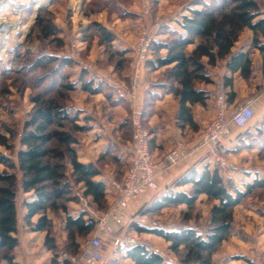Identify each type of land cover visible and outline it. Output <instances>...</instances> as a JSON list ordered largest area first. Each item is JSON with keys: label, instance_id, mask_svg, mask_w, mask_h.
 Masks as SVG:
<instances>
[{"label": "rangeland", "instance_id": "1", "mask_svg": "<svg viewBox=\"0 0 264 264\" xmlns=\"http://www.w3.org/2000/svg\"><path fill=\"white\" fill-rule=\"evenodd\" d=\"M257 1L261 7L264 6V0ZM192 2L193 0H7L0 7V16L14 25L8 34L0 32V136L6 138L10 149L0 144V153L16 162L24 123L36 106L32 98L50 91L48 96L75 114V124L83 127L72 131L77 138V143L73 146L78 161L90 159L99 168L102 176L100 179L104 178L109 186H112L113 180L120 181L130 161L131 119L134 114L139 115L142 125L150 133H154L157 129L156 122H150L157 113V100L164 95L156 87L158 82L165 81L167 74V67L156 72L146 71V60H139L134 49L140 32L147 29L153 40L168 39L169 35L161 34V30H165V26L180 30L178 21L182 19V15H190L189 7L197 8L190 5ZM45 23L53 25L57 33L45 38L41 33V25ZM96 24L114 34L115 39L110 44L101 43ZM164 53L165 51L160 52ZM139 63L144 66L141 77L137 75L135 67ZM86 81L92 87L99 86V92L90 93L81 89V82ZM115 81L121 85L120 93L114 86ZM61 82L73 83L74 89H63ZM138 86H146L140 102H136ZM256 87L261 93L264 91L262 85ZM251 99L228 103V115L237 107L252 104ZM208 104L201 113L204 122L194 149L203 147L205 157L211 159L203 165H208L211 169L217 168L223 178L232 180L243 189L245 182H252L253 178L264 175V151L261 149L263 139L257 136L254 128L259 113L255 112L253 119L245 127L230 125L231 135L225 143L216 147L213 154L203 144L202 137L206 126L216 116L214 96ZM244 131L250 136L243 135ZM152 135L150 145L151 140L157 137L156 134ZM193 137L187 133L182 134L172 142L170 149L177 143L191 142ZM219 156L227 162L223 167L219 165ZM203 165H199L197 169L200 170ZM4 169L0 164V171ZM66 173L71 186L69 196L73 199L64 202L66 212H47L51 220V234L57 243L55 253L42 246L41 237L45 233L37 231L32 233L31 246L26 249L33 250L32 256L39 263L26 258L17 261L11 251L16 264H63L64 261L66 264H73L67 257L77 255L79 248L75 254L68 246L66 215L75 216L79 212H85L96 220L107 213L110 204L116 199L106 200L103 208L92 203L88 207L84 206L77 197L78 193L83 194L82 186L73 182L68 162ZM98 178L94 177V180ZM184 188L188 187L179 189ZM149 192L142 194L141 197L146 199L139 207H128L131 216L137 220L133 221L134 226L127 231L138 240L136 245H144L174 264H184L181 260L185 256V249L180 247L178 251H173L169 247L170 243L154 231L171 232L192 228L197 234L204 236L210 225V208L216 201L200 195L192 209L186 205H178L154 210L153 202L163 193L157 190ZM35 220L36 217L32 221ZM136 225L146 228V231H137ZM96 229L97 225L91 232L75 236L79 247L97 232ZM24 231L30 232L31 229L23 221L18 232ZM104 245L110 256L109 264H131L124 253L113 250L108 239L104 241ZM211 259L212 264H264V189L255 190L233 209L232 233L219 245Z\"/></svg>", "mask_w": 264, "mask_h": 264}, {"label": "trees", "instance_id": "2", "mask_svg": "<svg viewBox=\"0 0 264 264\" xmlns=\"http://www.w3.org/2000/svg\"><path fill=\"white\" fill-rule=\"evenodd\" d=\"M190 5L197 8L189 7L190 15H182L178 21L180 30L165 26L160 33H167L169 38L151 40L145 67L151 71L167 67L165 81L158 82L156 88L163 94H172L177 100V126L196 129L192 107L195 104L205 105L212 95L198 87L201 83H213L208 67L224 61L227 73L222 79L225 89L232 86L234 73L243 78L253 74L250 51H232L244 29L252 32L251 47L262 53L261 72L264 78V43L261 40L264 39V12L257 0H193ZM96 26L101 43L110 44L115 39L112 32L98 24ZM41 33L48 38L55 35L57 29L45 23L41 25ZM161 51L165 53L160 54ZM60 85L66 90L74 89L73 83L61 82ZM80 85L81 89L90 93H98L100 89L99 86L92 87L87 81ZM49 93L47 91L32 98L36 106L24 123L16 162L0 153V164L5 167L0 171V264H16L11 251L19 243L16 236V202L22 193L29 194V198L22 201L24 222L31 231L44 232L43 246L55 253L57 243L51 234V220L47 212H66L64 202L73 199L69 196L71 186L67 180L66 162L71 166L73 182L81 184L82 195L88 203L99 208L106 203L105 183L94 180L100 174L99 168L91 162L78 161L73 146L77 138L72 131L83 127L76 125L77 116L49 97ZM226 94L230 103L234 93L226 91ZM254 128L257 136L263 139L261 149L264 151V113L257 119ZM242 134L250 136L246 131ZM0 144L10 149L4 136H0ZM149 147L151 150L150 143ZM182 187L188 188L179 189ZM257 189H264V175L245 182L242 189L232 180L223 178L215 167L211 169L204 165L200 170L190 167L153 202V209L178 205L192 209L198 196L204 194L216 201L210 208L207 231L204 236L192 228L171 232L155 230L154 233L169 242L173 251H178L180 247L185 249L182 263L212 264V255L232 233L233 209ZM34 217L36 220L33 222ZM96 225L97 221L85 212L66 215L65 230L73 253L76 254L79 248L75 236L91 232ZM136 230L144 232L146 228L136 225ZM124 254L131 264H174L144 245L131 246Z\"/></svg>", "mask_w": 264, "mask_h": 264}, {"label": "built area", "instance_id": "3", "mask_svg": "<svg viewBox=\"0 0 264 264\" xmlns=\"http://www.w3.org/2000/svg\"><path fill=\"white\" fill-rule=\"evenodd\" d=\"M3 2L4 0H0V5ZM9 24L12 25L9 26ZM13 25L12 22L6 21L4 16H0V32L4 35L11 32L10 28ZM151 40L148 30L142 29L134 48L139 60L147 59ZM218 84L214 94L216 116L206 126L202 137L203 144L213 154L216 147L231 135L230 125L238 128L245 127L255 114L254 107L248 103L237 107L228 115L226 89L223 81H219ZM114 86L120 93L122 89L120 83L115 81ZM260 97L264 100V91ZM131 126L132 145L129 164L122 179L113 180L111 184L117 193L116 199L110 204L105 215L96 218L97 232L80 245L77 255L67 257L73 264H109L110 256L105 251L104 245L107 239L113 250L119 253H124L128 248L136 245L138 240L127 231L133 221L137 220L129 213V204L138 196L157 190V176L176 164L186 154L185 144L177 143L161 158L155 159L149 147L151 133L142 125L139 115L134 114ZM217 158L220 167L227 164L221 156ZM77 197L84 206L88 207L86 197L79 193Z\"/></svg>", "mask_w": 264, "mask_h": 264}, {"label": "crops", "instance_id": "4", "mask_svg": "<svg viewBox=\"0 0 264 264\" xmlns=\"http://www.w3.org/2000/svg\"><path fill=\"white\" fill-rule=\"evenodd\" d=\"M4 3H7V0H4L3 4L0 5L2 7ZM264 12V6L261 7ZM252 32L249 29H244L241 33L239 40L235 43L232 51L237 52L240 50H249L250 58L252 60L253 74L248 78L241 77L238 73L233 74V84L231 87H228L226 91L233 92L231 104H235L238 102L249 101L251 98L252 105L255 109L256 113H259V117L264 113V100L260 97L261 90L257 89V85H262L264 87V78L261 72V62H262V53L257 49L251 47L252 41ZM264 43V39H261ZM137 68V75H141L144 72V66L140 63L135 66ZM147 71V68H145ZM209 72L211 74V78L213 83L211 84H198V87L201 89H205L212 93L211 97L207 99L205 105L195 104L192 107L193 110V118L197 123V128L193 129L189 126L185 128H179L176 124V114L178 111V103L172 94H164L157 100L156 109L157 113L154 115L153 120L150 123L156 122L157 129L151 132L152 134H156L157 137L151 140V152L155 159H159L162 155L170 149V146L173 141L178 140L182 134L187 133L189 136H194L191 142H184L186 149L188 150L186 154L174 165L170 166L166 171L160 173L156 178L157 183V191L160 193H164L167 189H169L175 180L182 175L187 169L190 167L198 168L199 165H203L207 161L211 160L210 158H206L205 149L202 147H197L194 149V143L198 141L197 135L200 133L202 129V116L201 113L204 107L209 105L208 103L211 101V98L214 96V91L216 90V84L220 81H223V75L227 73L224 61L221 60L217 62V64L213 67H208ZM156 72V71H153ZM260 88V87H259ZM143 89H146V86L142 88V86H138L137 94H136V102H140L141 98H143ZM140 100V101H139ZM151 134V136H153ZM232 137V136H231ZM234 137V136H233ZM180 141V140H179ZM225 140L223 143H225ZM181 142V141H180ZM222 143V144H223ZM196 144V143H195ZM91 162L90 159H85L84 163ZM204 166V165H203ZM98 180H102L106 185V200L114 199L116 196V191L112 186L108 185V182L102 178L101 174H99ZM156 191V190H155ZM153 192V191H152ZM150 193V192H149ZM146 195V194H145ZM151 195V193H150ZM204 194H201V196ZM135 198L129 205L132 209H136L139 207L143 201L146 199L144 197ZM23 198H29V194H21L19 199H17V233L16 236L18 238V245L13 250V255H15V259L20 261L22 258H26L31 260V262L39 261L38 259H34L32 256L33 250H27V246H31L32 233L33 231H24L22 233L18 232L19 225L23 224V217L25 214V207L22 204ZM42 246L44 237H41ZM26 242V243H25ZM44 247V246H43ZM45 248V247H44ZM27 250V255H25V251ZM47 250V249H46ZM48 251V250H47ZM31 253V255H30ZM24 256V257H23ZM43 257V256H42ZM39 263V262H38Z\"/></svg>", "mask_w": 264, "mask_h": 264}]
</instances>
